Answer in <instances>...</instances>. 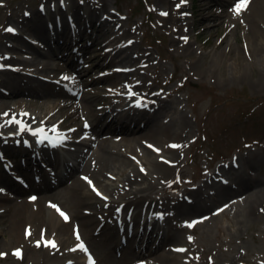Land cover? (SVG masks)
Returning a JSON list of instances; mask_svg holds the SVG:
<instances>
[{"label": "bare ground", "instance_id": "obj_1", "mask_svg": "<svg viewBox=\"0 0 264 264\" xmlns=\"http://www.w3.org/2000/svg\"><path fill=\"white\" fill-rule=\"evenodd\" d=\"M166 1L170 7L169 10H166L167 15L161 18L162 26L171 32L174 40H179L181 43L180 41L190 31L192 25L190 19H193L192 12L187 11L188 3L186 2L164 0L162 3H166ZM253 1L250 2L253 3ZM73 2L76 0L71 1V3ZM177 4L180 5L179 8H177ZM45 5L48 12L49 9L54 10L56 6L64 7L65 2L58 4L47 0ZM217 5H219L218 2ZM83 6L75 9L76 15H79L78 11ZM204 6L205 3L201 2L198 9H202ZM105 7L106 1H103L100 7L91 3L92 10H86V14L83 15L88 22L95 21L100 31H106V35H116L107 45L112 47L111 50H105L106 47L101 48V50L106 51L105 57L109 60L108 65L113 68L112 74L104 77L103 81L113 82V86L116 88L123 82V77L129 79L136 74L138 78L133 80V84L127 86L128 89L124 91L125 95H114L120 99L111 110L103 115H98L97 118H95L97 111H93L95 125L90 137L84 133L79 139V132H86L90 128L89 118L82 121L81 116L79 118L76 116L85 114H80L76 110V100L73 99L75 97L73 93L82 92L83 88H86L90 83V80L86 79L88 74L86 75L81 71L83 68L90 69L86 63L90 60L85 52L79 55L73 54L77 57L71 59L70 55L63 49L64 42L56 46L47 38V30L44 23L42 26L38 20L42 19L39 15L23 18L22 25L18 24L21 30L23 28L22 31H19L17 26H13V29L17 31H5L4 33L2 43L5 45V51L0 52V142L9 143V139L17 141L20 138L17 132L20 131V124L25 127V131L22 132L23 135L35 126L44 127L56 137L55 141L42 145L34 156L29 154V149L26 154L28 158L22 166L27 169L33 167L42 171L44 170L43 165H41L43 161L49 163L57 161L60 164L54 168L49 167L48 173L45 174L42 181L25 177L24 184L21 185L22 188L20 187L22 190L15 184L13 177L0 174V187L8 189H0V235L4 232L11 234L10 241L18 243L17 246L19 247L16 248L21 250L22 255H24V248L27 246L34 252L42 251L39 256L32 254L33 264H51L53 260H58L61 264H89L88 254L91 255L95 264H215V261L217 263L220 257L216 252L218 250L209 241L205 247L204 244L196 243L192 238L189 239L190 237L186 234L187 226L179 216L193 214L194 220L198 222L192 227L194 226L196 229L203 226L208 227V221L211 222L216 218V215L213 214L214 209L211 210L214 204L218 201L234 199L227 208H233L239 204L237 212L241 220L238 223L242 224L243 222L244 225H247L251 220L256 221L258 219L256 210L260 211L264 207V178H255L253 174L248 173L243 168L241 171L225 172L226 168H232H230V163L231 166L233 164L231 161L228 165L225 164L217 167L214 171H210L205 179L207 181L200 185H195L194 182L186 180L188 176L183 165V150L189 133L187 126L189 122L186 115L184 112H180L181 114L177 116L170 101L158 94L154 96L157 103L147 100L151 97L147 94L143 96L138 94V90L146 87L148 82L149 69H143L148 67L146 66L147 63L154 67L156 61L153 55L146 50L139 52L133 50V41L127 39L126 36L127 31L134 34L133 29H120L123 32L119 33L115 29L117 19L114 20V28L112 27L111 30V21H104V19L99 18L101 9ZM198 9L197 11H199ZM214 9V6L208 5L205 11L212 15L215 12ZM39 13L46 17L45 11ZM185 13L187 15H184ZM209 15H204V19H208ZM40 25L43 27L41 33ZM61 32V36L69 39L66 28ZM36 34L43 36L39 45H34L28 38V35L35 36ZM54 36H56V32ZM131 37L134 39L132 35ZM9 39L13 43H10ZM34 39H38V37L35 36ZM24 47H28L27 49L36 55L35 58L33 54L34 60H32L33 58L31 60L20 59L11 55V53L28 54ZM62 55L65 57H61ZM57 59L71 64L66 68L59 67V64L54 67L53 62ZM75 63H78L77 67ZM2 64L30 65L31 68L36 66L34 64L40 65L38 68L23 73L20 69L17 71L9 67H2ZM120 64L125 67V70L114 69ZM90 70L87 73H90ZM3 73L16 77L4 79L1 78ZM60 76L69 77V80H64V82L68 81L69 85L80 79L82 83L80 82L79 86L82 89L72 90L69 85H60ZM11 82L14 84V90L8 89ZM49 86L55 87L53 93L48 89ZM4 90L9 91L5 95L10 96L11 99H8L9 97L2 98L5 97L1 94ZM19 92L30 96L55 97V99L51 101V106H48L49 102H47L44 107H40V109L45 108L42 112L22 113L16 111V107H19L24 99L20 98L17 101L13 99V95ZM85 92L88 93L86 90ZM81 97L80 101L88 106L92 98L88 99L82 93ZM27 100L30 105L34 103L32 102L33 99ZM137 104L141 106H137ZM119 105H125V107L119 108ZM82 107H79V110ZM127 109H130L132 114L138 112L141 121L137 123L133 117L130 119L129 116H125L124 111ZM110 112L115 115L110 116L109 120L107 115ZM5 113L7 116L4 115ZM58 114L60 118L56 119ZM163 114H171V117L162 118L161 115ZM13 117L19 123H10ZM55 120H61L60 126L69 122L73 127L67 132H61ZM106 121L108 122L106 123ZM104 122L106 124L105 131L110 129L112 132L125 136L119 138L101 137V133L104 131L101 130V125ZM30 123H34V126H30ZM53 129L55 131H52ZM97 129L101 131L99 132ZM142 129L144 132H141ZM139 132L140 134H138ZM134 135L137 136L132 137ZM23 137L28 140L31 139L28 135ZM70 141L73 142L71 145H80L82 148L80 146L73 147L62 153L60 148H63L62 145ZM151 144L152 147H149ZM171 145H178L179 147L173 148ZM126 148L131 150H126ZM261 164L259 163L257 167H260ZM49 166L52 165L49 164ZM20 169L26 171V169ZM77 171L80 173L75 175ZM84 174L89 177L91 184L102 194L101 196L93 191L91 184L84 179ZM218 174L221 175L217 178ZM113 175H123V178H113ZM230 175L234 176L235 181L230 178ZM72 176L74 178L69 187L66 186L65 188L68 191L67 201L73 204L74 212L71 215L65 213L69 218L68 221H65L57 212L58 207L51 206L54 199L47 192ZM176 176L184 179V182L180 185L176 184L173 189L171 186L174 185ZM117 182L120 183L117 184ZM253 185L256 187L244 194V191ZM174 190L177 191L176 194H172ZM24 191L28 192L30 197H34V194L37 195L38 191L45 192L37 198L40 202L35 213L29 215V210H26L29 199H19L23 203L22 208H18L8 218L2 217L7 213L10 214L9 211L13 209L11 204L16 197L11 192L19 195ZM238 193L242 194L235 199L236 196L234 195ZM138 208L144 209L140 211ZM137 210L140 213L135 215ZM147 210H150L153 215L158 212H168L169 221L166 226L152 223L155 218L152 214L149 217L145 216L149 219V221H145L143 217ZM209 210L211 212H207ZM175 228L182 231L184 235L180 237L174 233ZM45 230H49V236L44 235ZM26 231H30L27 238ZM74 231H78L80 241H77ZM236 232L237 230H234V233ZM42 233L43 239L54 240L58 249L44 246L41 239ZM206 233L204 231L205 235ZM93 237H97V247L107 249V255L103 260H100L92 252L89 239L94 242ZM37 241L41 242L40 249H37L34 244V242L37 244ZM229 241L230 239L227 243ZM79 243L85 245L88 250L87 254L78 248ZM16 248L14 250H17ZM70 249L76 250L71 251ZM176 249H185V251L180 252Z\"/></svg>", "mask_w": 264, "mask_h": 264}, {"label": "rangeland", "instance_id": "obj_2", "mask_svg": "<svg viewBox=\"0 0 264 264\" xmlns=\"http://www.w3.org/2000/svg\"><path fill=\"white\" fill-rule=\"evenodd\" d=\"M51 1L61 3V0ZM103 1H106V7L101 9L99 18L104 19V21H111V30L112 27L114 28V20L117 19L115 29L119 33L123 32L120 29H133L134 34L129 31L126 33L127 39L133 41V50L135 52L146 50L153 55L156 61L154 67L149 66V63H147L146 66L148 67L143 69H149L148 78L146 76L148 82L146 87L138 90V94L141 96L147 94L151 96L147 100L156 103L157 99L154 96L158 94L170 101L171 107L176 111L177 116L181 114L180 112H184L186 115L189 122V125H187L189 133L183 150V165L188 176L186 180L194 182L195 185H200L207 181L205 179L210 171H214L219 166L228 165L231 161H233L232 166L230 163V168H232H226L225 172L241 171V168H243L248 173L253 174L255 178H264V0H252L253 3L250 2L247 9L241 11L238 15L233 11L238 0H186L188 3L187 11L192 12L193 19H190V22H192L190 31L184 37L186 40L182 39L181 43H179V40H174L171 32L162 26L161 18H164L165 15H161V13H166V10H169L170 7L168 1L162 3L164 0H76V2L64 8L58 6L57 9H49L45 14L46 17L39 13V9L47 0H0V52L5 51V45L2 43L5 29L17 26L19 31H22L23 28L21 30L19 25H22L23 18L39 15L42 19L38 20L42 26L44 23L47 30V38L54 45L57 46V44L64 42L63 49L70 55L71 59L76 58L73 53L79 55L85 52L88 56L90 62L86 63L91 70L83 68L81 71L86 75L88 74L86 79L90 80V83L86 88H83L82 92L77 93L76 91V93H73L75 96L73 99L76 100V110L80 114H85L76 116L78 118L81 116L82 121L89 118L90 128L86 132L80 131L79 137H82L84 133L90 137L92 128L95 125L93 111H97L95 114V118H97L98 115H103L111 110L120 99L114 95L123 94L128 89L127 86L133 84V80L138 78L136 74L129 79L123 77V82L116 88L113 86V82L103 81L104 77L112 74L113 68L108 65L109 60L105 57L106 51L101 50V48L106 47L105 50H111L112 47L107 45L116 35H106V31H100L95 21L88 22L86 17L83 16L86 14V10H92L91 3L100 7ZM201 2H204L205 6L198 9ZM217 2L219 5H217ZM192 5L193 8L191 9ZM208 5L214 6V14L209 15L205 11ZM80 6H83V8L78 9L79 15H76L75 9ZM25 13H28V15H25ZM204 15H209L208 19H204ZM42 26L40 25V33L43 30ZM64 28L67 29L69 39L61 36V31ZM55 32L56 36H54ZM35 36L38 39H34ZM35 36L28 35V38L38 45L43 40V36L39 34ZM9 42L13 43L11 39H9ZM27 48L24 47V50H27L28 54L11 53V55L20 59L31 60L35 54ZM61 57L65 56L62 55ZM53 63L54 67L59 64V67L62 68L69 67L71 64L70 62L60 61V59ZM34 65L36 66L31 68L30 65L2 64V67H9L17 71L20 69L21 72L27 73L30 69L38 68L40 64ZM77 65L78 63H75L76 67ZM114 69L125 70V67L120 64L119 67ZM88 70H90V73H87ZM2 77L4 79H14L16 76L3 73ZM63 77L65 76H60L61 82L59 84L68 86V81L64 82ZM80 82V79L76 80V83ZM13 86L14 84L11 82L8 89L14 90ZM70 88L76 90L72 86ZM48 89L53 93L55 87L49 86ZM8 93L9 91L4 90L1 94L5 97L2 98L9 97L8 99H11L10 96L5 95ZM81 93L85 94L88 99L92 98L88 106L80 101L82 99ZM29 96V94L25 95L20 92L13 95V99L16 101L20 98L24 99V102L16 107V111L39 113L45 109H40V107H44L47 102H49L48 106H51V101L55 99V97L32 95L30 98ZM58 96L60 97V94ZM27 99H33L32 102L34 103L30 105ZM125 105H119V108H124ZM81 106L83 107L79 110ZM113 115L115 114L110 112L107 118L109 119ZM166 116L171 117V114L161 115L162 118ZM58 118H60L59 114L56 119ZM55 121L61 132H67L73 127L69 122L60 126L61 120ZM140 121H137V123ZM33 124L30 123V126H34ZM105 127L104 122L101 125V130H104L101 137L119 138L125 136L112 132L110 129L105 131ZM97 130L101 131L100 129ZM143 130L141 132H144ZM72 143L70 141L62 145L63 148H60L62 153L70 148L80 146L71 145ZM7 144L10 145V143ZM14 145L11 144L10 146L11 155L6 156L5 159H0V174L3 176L10 174L20 180H24V174L28 177H34L33 175L36 174L34 169L23 167V162L28 158L25 154L17 158L13 157V150L16 149L15 154L19 153V147ZM126 150L131 149L126 148ZM259 163L262 164L257 167ZM46 164L42 162V165L46 166ZM18 167L26 169V171ZM6 170H8V174ZM79 173L77 171L75 175ZM220 175L218 174L216 177L218 178ZM74 177H70L47 192L54 199L53 205L67 215H71L74 208L73 204L67 201L68 191L65 187H69ZM230 177L232 176L230 175ZM85 178L90 181L89 177L84 174ZM113 178L122 179L123 175H113ZM15 182L19 188H22L23 181ZM183 182L184 179L176 176L174 185L171 188L174 189L176 184L180 185ZM119 183L117 182V184ZM91 187L94 186L91 184ZM255 187L256 185H253L250 189L244 191V194L252 191ZM21 188L20 190H22ZM0 189L8 190L3 187H0ZM44 193L38 191L37 195L34 194V197H30L31 195L25 191L19 195L11 192L16 197L13 204H11L13 209L9 211L10 214L7 213L2 217L8 218L18 208H22L23 203L19 199H29L26 210H29L28 214L32 215L37 210L40 202L37 198ZM176 193L175 190L172 192V194ZM240 194L242 193L232 197L237 199ZM226 200L214 204L211 210L214 209L213 214L216 215V218L211 222L208 221V227L203 226L198 229L194 226L189 227L188 225L198 222L194 220L193 214L179 216L187 226V236L194 239L196 243L204 244V246L207 245L208 241L211 242L212 246L218 250L216 251L217 255H220L218 262L215 261V264H264V207L260 211L256 210L255 213L258 215L256 221L251 220L249 224L244 225L243 222L242 224L238 223L241 220L237 212L239 204H236L233 208H227L234 199ZM90 201L93 200L90 199ZM211 210L207 212H211ZM234 230H237V232L234 233ZM173 231L180 237L184 235L182 231L176 228ZM204 231L207 232L206 235ZM44 235L49 236V230H45ZM10 236L11 234L8 232L0 235V253L5 254L0 256V264H33L32 254L41 255L42 251L34 252L27 246L24 248V255L17 258L13 253L14 249L19 246H17L18 243L10 241ZM93 238L95 239L94 242L88 238L92 252L100 260L105 259L107 249L97 247V237ZM229 239L230 241L227 243ZM34 244L36 245L35 242ZM40 248V246L37 247V249ZM54 263L61 264L58 260H53L51 264Z\"/></svg>", "mask_w": 264, "mask_h": 264}, {"label": "snow or ice", "instance_id": "obj_3", "mask_svg": "<svg viewBox=\"0 0 264 264\" xmlns=\"http://www.w3.org/2000/svg\"><path fill=\"white\" fill-rule=\"evenodd\" d=\"M185 2H186V0H180V3H185ZM61 3H63V0H61ZM249 3H250V0H238V2L235 4V7H234L233 11L235 12V14L238 15V14L241 13V11L247 9V6H248ZM179 6L180 5L177 4V8H179ZM25 15H28V13H25ZM161 15H165L166 16L167 13H163L162 12ZM184 15H187V14L185 13ZM5 31L14 32V29L12 27H8L7 29H5ZM183 39L186 40V38H183ZM63 79L64 80H69L70 78L65 76V77H63ZM137 106H141V105L137 104ZM4 115L7 116V113H5ZM10 123H19V122L15 120V117H13V119L10 121ZM85 127H87V125H85ZM20 131L21 132L25 131V127L23 126V124H20ZM52 131H55V129H53ZM32 134L34 136H38L39 137V141L38 142H41V143L44 142L45 140L49 139V137L45 134V130L43 128H39V129L33 131ZM149 147H152V146L149 145ZM171 147L176 148V147H179V146L178 145H171ZM141 171H143V169H141ZM85 179H87V178H85ZM88 182H89V184H91V181H88ZM93 191H95L98 196L102 195L101 193H99L98 190L95 189V187H93ZM102 198L107 199L106 197H102ZM51 206L54 207V208L56 207L55 205H51ZM56 210H57V212L60 214V216L65 221H68L69 218L64 212L60 211L58 208ZM117 211H119V209H117ZM188 226L191 227L192 225H188ZM74 234L76 236L77 241H80V236H79L78 231H74ZM28 235H30V231H26V238H27ZM41 239L44 242V246L58 249V246H57V244H56V242L54 240H44L43 239V233H42ZM189 239H191V238H189ZM40 243H41L40 241H37L36 246L39 247ZM78 248L81 251L85 252L86 254L88 253V250H87V248L85 247V245L83 243H79L78 244ZM70 250L71 251H75L76 249H70ZM176 251L183 252V251H185V249H176ZM3 255H5V254L0 253V256H3ZM13 255H15L17 258H21L22 257L21 250H19V249L15 250ZM88 261H89V264H95V261L92 259L90 254H88Z\"/></svg>", "mask_w": 264, "mask_h": 264}]
</instances>
